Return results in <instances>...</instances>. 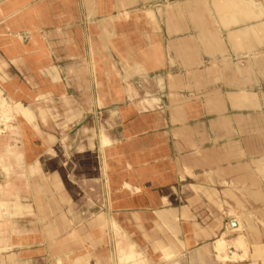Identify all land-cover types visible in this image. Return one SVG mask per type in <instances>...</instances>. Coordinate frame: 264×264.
Listing matches in <instances>:
<instances>
[{"label":"crops","instance_id":"crops-1","mask_svg":"<svg viewBox=\"0 0 264 264\" xmlns=\"http://www.w3.org/2000/svg\"><path fill=\"white\" fill-rule=\"evenodd\" d=\"M36 1L0 9V79L13 102L46 96L62 116L0 133V192L20 194L24 170L29 197L18 231L0 229V264H125L122 249L140 264H263L264 8ZM241 236L246 255L220 260L216 242Z\"/></svg>","mask_w":264,"mask_h":264},{"label":"rangeland","instance_id":"rangeland-1","mask_svg":"<svg viewBox=\"0 0 264 264\" xmlns=\"http://www.w3.org/2000/svg\"><path fill=\"white\" fill-rule=\"evenodd\" d=\"M8 1L11 2L12 0H0V9L1 8L3 9L7 5V3H9ZM250 1L251 2H254L255 5H261L262 7L264 6L263 5L264 0H259V3L256 0H250ZM47 2H48L47 0H37L36 1V5H44ZM4 4H5V6H4ZM149 12L150 11H148V13ZM260 13L263 14L262 11ZM149 14L151 15V13H149ZM10 17L11 16H8L4 20H9ZM84 23H87V21L85 20ZM22 35L25 38L28 36L27 33L26 34H22ZM58 70H60V69L58 68ZM20 83L21 82H16L15 84L16 85H19ZM22 84L23 83H21V86H22ZM0 85H2L1 87H3V88L0 87L1 88V91H2V96L3 97L5 96V98L7 99V101H9V103H14L13 100H11V98H9V96H8V92L10 91V87H11V81L8 78H5V77L3 79L1 78L0 79ZM23 91H25V90H23ZM56 101H59V100H56ZM51 102L54 103L55 100L53 102V100L52 101L49 100L46 96H41V98L39 99V101L37 102V104L31 106L34 115L37 114L38 117H40L41 121H43V124L46 123V122L49 123L50 120L52 122H57V121L60 120V118L62 116V115H59V113L57 111L58 108L55 105H53V104L52 105H49ZM25 105H30V104H27L25 102ZM67 115H65L64 117L67 118ZM35 119L38 120L39 118H37L36 115H35L34 122H36ZM69 121H72V119H70V117H69ZM1 124L4 125V129H1L0 128V133H4L5 135L7 134L10 137L11 136H15V137L18 136V137H20L22 135V129H23L22 128V125L23 124H22V121L19 120V119H17L16 117L13 118L12 120H9L7 123H0V125ZM7 127L9 128V130L7 129ZM10 128H12V129H10ZM5 129L8 130V131H6ZM4 131H6V132H4ZM39 132H40V128H39ZM41 133H42V131H41ZM84 134L85 135L88 134V130L86 128L84 129ZM92 150L93 149H91V147L89 145V150H88L89 153L88 154H92ZM82 154H84V153H82ZM24 173H25V171L23 170V173H22L23 175H20V177L17 178V182H16V185H18V188L20 189V192H21L20 194H12L9 190H7V189L12 188L11 186L8 185L9 182H7V184L4 183V185H7V186L4 187V189H6V190H4V192H0V221H3V225L0 224V229L3 226V234H4V237L5 238H7L10 233H12L14 231L15 232L18 231L17 224H15L13 226V220L16 217H18L19 215L23 216V215H25L28 212V209H27L28 206H25V204H27L25 202H27V200H29L28 194L25 191V186L27 185V182L28 181H27V177L25 176ZM13 195L14 196L15 195H20V198H19V201L20 202H17L16 203V204H18V205H16V207H15V204H14V202L12 200ZM16 201L17 200H15V202ZM22 203H23V205H22ZM23 206H25V207H23ZM96 216H97L98 219L99 218H103V220H107V216H105V213H104L103 210H100L97 213ZM104 226H105V232H104V234L103 233L102 234H99L100 238H102V237L106 238L107 237V230H108V227H109L108 220H107V223L104 224ZM20 227L26 229L27 228V225H20ZM82 230L85 233H88V232L91 233L92 232V230H90V229L88 230L84 225L82 226ZM256 249H254L255 250L254 252L256 253L258 251L260 255L258 254V252L255 255L258 256L261 259V261L263 262V264H264V255H263L264 254V247L263 248H256ZM124 251H126L129 256L128 255L127 256H124L123 255V253H125ZM121 252H122V255H121V258L120 259H121L122 262L124 261L125 264H129V262L131 261L130 259H133V258L130 257V252L131 253L133 252V254H135V256L141 255L140 253H138L137 251H135L133 249H131V250L130 249H128V250L127 249H122ZM163 252H164L165 257H166V251L164 250ZM197 252H199V251H197ZM129 257H130V259H129ZM110 263L113 264V257H111Z\"/></svg>","mask_w":264,"mask_h":264},{"label":"bare ground","instance_id":"bare-ground-1","mask_svg":"<svg viewBox=\"0 0 264 264\" xmlns=\"http://www.w3.org/2000/svg\"><path fill=\"white\" fill-rule=\"evenodd\" d=\"M244 3H245V0H242ZM247 1V0H246ZM252 5L254 4V6H256V7H260V8H263L261 5H255V3L254 2H251L250 0H248ZM9 2V1H8ZM210 2H211V0H210ZM227 2V1H226ZM248 2V3H249ZM15 3H17V2H15ZM15 3L13 4V5H15ZM223 3V2H222ZM8 4V3H7ZM9 4H11V3H9ZM233 4V3H232ZM4 6H5V4H4ZM9 6V5H8ZM248 6V5H247ZM6 7V6H5ZM2 9V8H1ZM7 9V8H6ZM5 9V10H6ZM12 9V8H11ZM4 10V11H5ZM140 11V10H139ZM229 11H231V10H229ZM7 12V11H6ZM124 12H126V11H124ZM254 12V11H253ZM2 13H4V12H2ZM149 13H151L152 14V11H150ZM124 14H127V13H124ZM261 14V13H260ZM215 16V15H214ZM236 17V16H235ZM126 19V18H125ZM177 20V19H176ZM178 21V20H177ZM221 21V20H220ZM247 21V20H246ZM176 22V21H175ZM183 22V21H182ZM185 22V21H184ZM186 23V22H185ZM179 25V24H178ZM227 27H228V25H227ZM39 42H41V41H39ZM31 47V46H30ZM113 54V53H112ZM118 64V63H117ZM88 66H90V65H88ZM89 73V72H88ZM95 75V74H94ZM170 75V74H169ZM168 75V76H169ZM123 76V75H122ZM124 79V78H123ZM95 80V79H94ZM89 81H90V79H89ZM138 82V81H137ZM93 83H94V81H93ZM94 85V84H93ZM92 87V86H91ZM2 88V87H1ZM93 91V90H92ZM5 93V92H4ZM37 98V97H36ZM23 102V101H22ZM100 102V101H99ZM33 103V102H32ZM95 103V102H94ZM16 116H19L20 118H22V119H24V120H26V121H28L29 123H33L34 122V118H35V115H34V113H33V110L29 107V106H27V105H24V104H22L21 102H14V103H9V101H7V99L5 98V97H3L2 96V91L0 90V123H7L9 120H12L13 118H15ZM7 125V124H6ZM33 125L35 126V128H38L39 129V126L37 125V123H33ZM1 127V129H4V125L3 124H1L0 125ZM8 126V125H7ZM9 127V126H8ZM7 127V129L9 130V128ZM10 129H12V128H10ZM6 130V129H5ZM8 130H6V131H8ZM6 131H4V132H6ZM3 132V131H2ZM104 143V142H103ZM110 144V143H109ZM102 146V145H101ZM94 148V144L92 145V149ZM104 158V157H103ZM257 160V159H256ZM264 160V159H263ZM261 161V160H260ZM171 162V161H170ZM263 163H264V161H263ZM261 164H262V161H261ZM185 168V167H184ZM217 170V169H216ZM190 171V170H189ZM168 172V171H167ZM231 172V171H230ZM219 176V175H218ZM137 187V186H136ZM130 189H131V187H130ZM134 189V188H133ZM260 189V188H259ZM127 190V189H126ZM258 190V189H257ZM128 191V190H127ZM136 191V190H135ZM252 191V190H251ZM131 192H133L132 191V189H131V191H130V193ZM260 192V191H259ZM262 194H263V191H262ZM163 196V195H162ZM257 196V195H256ZM229 200V199H228ZM210 206V205H209ZM210 209V208H209ZM184 210V209H183ZM116 212V211H115ZM134 214H136V213H134ZM186 214H187V212H186ZM216 214V213H215ZM136 216V215H135ZM191 216V215H190ZM207 216V215H206ZM208 217V216H207ZM251 218V217H250ZM236 220V219H235ZM241 221V220H240ZM247 221V220H246ZM237 222H239V221H237ZM243 224V223H242ZM111 225V224H110ZM244 225V224H243ZM242 226V225H241ZM111 227V226H110ZM238 227V226H237ZM141 228V227H140ZM144 228V227H143ZM231 228V227H230ZM218 229H220V228H218ZM232 229V228H231ZM231 229H229V230H231ZM247 229H249V228H247ZM251 229V228H250ZM257 229V228H256ZM228 230V229H227ZM142 232V231H141ZM217 232V231H216ZM223 233V232H222ZM237 235V234H236ZM227 236V235H226ZM148 237V236H147ZM150 238V237H149ZM148 239V238H147ZM149 240V239H148ZM183 240V239H182ZM196 242H197V240H196ZM230 244H233L237 249H242L244 252V255H238V254H232V256H230L229 254H228V252H227V248H229V245ZM251 244V243H250ZM264 247V243H262V244H259L258 246H256L255 248H263ZM215 251H217V255H218V258L220 259V260H223V261H227V260H239V259H241V258H243L245 255H246V253H247V251H248V247L246 246V243H245V241H244V239H243V237L241 236V237H239V238H237L235 241H232V242H229V241H227L225 238H220L217 242H216V244H215ZM162 250L164 251H166V259H168V260H172L173 259V257H174V255H173V253L170 251V249L168 248V247H162ZM184 250H186V249H184ZM201 250V249H200ZM214 250V249H213ZM257 250V249H256ZM114 251V250H113ZM255 251V250H254ZM125 253H123V255L124 256H127L128 255V253L126 252V251H124ZM134 252V251H133ZM133 252L131 253L130 252V257L131 258H133V259H130V257H129V259L131 260V263L132 264H140V263H142L144 260L140 257L141 255H139V256H135V254H133ZM189 252V251H188ZM258 252V251H257ZM256 252V253H257ZM255 253V254H256ZM195 254H200V251L199 252H195ZM254 254V255H255ZM258 254H259V252H258ZM113 255H114V253H113ZM116 255V254H115ZM183 255V254H182ZM260 255V254H259ZM129 256V255H128ZM215 256V255H214ZM217 257V256H216ZM254 257H257L256 255L254 256ZM164 258V257H163ZM111 259V258H110ZM176 259V258H175ZM202 259V258H201ZM252 259V258H251ZM255 259V258H254ZM121 260V259H120ZM218 260V259H217ZM253 260V259H252ZM150 262V261H149ZM112 263V262H111ZM151 263V262H150ZM178 263V262H177ZM211 263V262H210ZM235 263V262H234ZM102 264V263H101ZM114 264H115V262H114ZM167 264V263H166Z\"/></svg>","mask_w":264,"mask_h":264}]
</instances>
